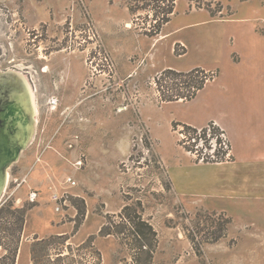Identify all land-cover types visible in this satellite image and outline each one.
Returning <instances> with one entry per match:
<instances>
[{"label":"rangeland","instance_id":"obj_1","mask_svg":"<svg viewBox=\"0 0 264 264\" xmlns=\"http://www.w3.org/2000/svg\"><path fill=\"white\" fill-rule=\"evenodd\" d=\"M64 1L67 45L60 74L53 72L58 56L45 60L44 52L37 62L47 73L30 67L27 75L30 63L24 62L18 71L29 76L36 110L34 138L9 170L1 198V204L12 201L26 210L18 264H264L263 230L207 211L173 190L168 170L179 159L198 162L188 152H209L211 140L174 127L187 106L162 102L156 81L166 69L187 73L214 64L228 38L222 21L233 19L241 3L249 16L251 0H177L179 15L155 37L141 31L148 21L155 24L146 18L152 13L134 16L124 0ZM58 20L49 21L50 37L59 31L63 37ZM26 40L3 51L9 61L29 53ZM106 57L113 71L103 67ZM180 82L166 78L162 92L177 93ZM67 177L78 186L69 189L71 204L57 213L50 187H67ZM32 193L38 195L34 202ZM126 206L132 221L120 217ZM138 216L152 228L145 232L150 243L135 242ZM228 219L225 237L210 243ZM105 224L116 236L100 235Z\"/></svg>","mask_w":264,"mask_h":264},{"label":"crops","instance_id":"obj_2","mask_svg":"<svg viewBox=\"0 0 264 264\" xmlns=\"http://www.w3.org/2000/svg\"><path fill=\"white\" fill-rule=\"evenodd\" d=\"M250 9L247 16L243 4H236L234 18L222 21L229 28L225 47L214 64L201 67L218 76L193 100L174 102L187 106L188 114L176 118L181 124L201 130L214 123L226 131L233 160L179 159L168 173L179 197L264 231V0H251ZM178 15L175 10L172 18Z\"/></svg>","mask_w":264,"mask_h":264},{"label":"trees","instance_id":"obj_3","mask_svg":"<svg viewBox=\"0 0 264 264\" xmlns=\"http://www.w3.org/2000/svg\"><path fill=\"white\" fill-rule=\"evenodd\" d=\"M128 3L129 11L132 15H137L139 12H151L152 15L147 14V17L152 16L155 20V24H149V21L141 27L143 34L149 37H155L161 34L164 26H166L172 19L175 13L177 0H124ZM167 1V4L165 2ZM148 3V4H147ZM152 3L154 6L152 7ZM212 14V13H211ZM213 15V14H212ZM135 22V21H134ZM218 76V72H207L203 69H193L187 73L178 72L172 69H166L161 71L159 77L157 78V85L159 86V91L163 93L162 102H175V101H191L193 100L199 91L205 88V86L213 81ZM166 78L170 80L181 81L180 90L166 96L164 94L165 86L162 84L166 81ZM178 88V84H176ZM166 88H169L166 86ZM172 90V88H169ZM174 127L182 126L184 130L191 132L193 134L198 133V129L185 124L174 123ZM209 127L216 130L214 123L209 124ZM203 135L206 138V128L202 129ZM219 142V140H218ZM223 162V161H218ZM131 208L126 206L123 208L120 217H132L130 214ZM26 210L14 208V203L12 201H7L0 205V264H18L19 252L22 244L24 224H25ZM6 218V220H4ZM139 222H132V228L134 229V236L136 237V243H150L152 239L146 235L145 232L152 233V228L147 222H145L140 216L137 217ZM4 220V221H3ZM231 223V220H225L223 224L219 225V229L214 233V238L210 243H217L225 237L227 231V226ZM102 237L116 236L112 233L107 224L103 226L100 231ZM153 237L156 234L153 233ZM45 243L46 240H42Z\"/></svg>","mask_w":264,"mask_h":264},{"label":"flooded vegetation","instance_id":"obj_4","mask_svg":"<svg viewBox=\"0 0 264 264\" xmlns=\"http://www.w3.org/2000/svg\"><path fill=\"white\" fill-rule=\"evenodd\" d=\"M65 11L64 0H0V79L11 76L23 79L18 72L21 62L30 63L25 70L27 75L30 74V67H37L40 72L47 73L44 65L37 62L42 59L43 52L48 55L45 60L58 56L59 61L58 64H53V72L58 71L60 74L67 45ZM52 17L59 19L57 22L59 26L63 23L62 38L61 31L54 32V35L50 37L49 21ZM62 18L63 21H61ZM24 38L27 39L26 47L29 53L26 56L28 58L22 57L23 55L18 52L16 59L9 61L8 58L11 55L3 51H6L11 44H14L17 49L24 42ZM34 63L36 64L33 65Z\"/></svg>","mask_w":264,"mask_h":264},{"label":"water","instance_id":"obj_5","mask_svg":"<svg viewBox=\"0 0 264 264\" xmlns=\"http://www.w3.org/2000/svg\"><path fill=\"white\" fill-rule=\"evenodd\" d=\"M0 79V204L8 173L34 138L35 103L29 76Z\"/></svg>","mask_w":264,"mask_h":264},{"label":"built area","instance_id":"obj_6","mask_svg":"<svg viewBox=\"0 0 264 264\" xmlns=\"http://www.w3.org/2000/svg\"><path fill=\"white\" fill-rule=\"evenodd\" d=\"M104 59L106 62L105 63L103 62L102 65L106 69H108V71H113L114 65L112 63V60H110L108 57ZM57 103L58 102L56 99L50 100L51 106H56ZM202 133L203 132L201 129V130H198V133H196V135L201 137ZM205 135L208 137V139L211 140L210 146L212 147V149H210V151L208 152V149L206 148V151L204 153H200L198 150L195 152L191 151L189 153L190 154L192 153L199 163L230 161V159L232 158V150L226 138L225 132L221 130V132L216 135L213 132V128L208 126L206 127ZM218 146L220 149H222V152L221 151H219L218 153L216 152ZM81 164L82 162H80L78 165H81ZM65 184L67 187H57L56 185L50 187L51 201L54 204L55 211L57 213H60L65 207L71 204V201H70L71 194L69 192V189H75L78 186L77 181L73 177H67L65 180ZM37 197H38L37 193H32L31 201L34 202L37 199Z\"/></svg>","mask_w":264,"mask_h":264},{"label":"bare ground","instance_id":"obj_7","mask_svg":"<svg viewBox=\"0 0 264 264\" xmlns=\"http://www.w3.org/2000/svg\"><path fill=\"white\" fill-rule=\"evenodd\" d=\"M128 26H131L130 24H127ZM163 38H160L159 40H162Z\"/></svg>","mask_w":264,"mask_h":264}]
</instances>
